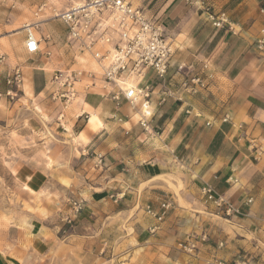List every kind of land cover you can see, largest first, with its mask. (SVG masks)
Listing matches in <instances>:
<instances>
[{"label": "crops", "instance_id": "0c3cea01", "mask_svg": "<svg viewBox=\"0 0 264 264\" xmlns=\"http://www.w3.org/2000/svg\"><path fill=\"white\" fill-rule=\"evenodd\" d=\"M47 1L11 0L9 13L43 10ZM130 1L158 18L169 34L173 54L166 80L161 83L151 71L142 80L156 86L145 128L138 104H117L106 94L108 85L96 84L97 77L84 79L91 84L80 87L81 97L65 115L78 105L80 111L70 119V130H59L62 141L90 114L74 132L78 153L60 141L40 155L39 167H19L22 184L45 193L30 219L32 248L54 250L76 264H233L244 257L264 264V157L256 160L252 147V140L264 136V50L255 42L264 27V0ZM210 12L224 13L222 26L213 25ZM46 33V53L26 51L18 62L40 113L56 111L47 97L54 71L45 66L49 50L65 47L67 32ZM194 74L211 77L190 92L182 81ZM165 90L171 96L161 102ZM94 153L102 154V165ZM205 183L224 193L239 213L217 215L202 200ZM68 197L84 200L71 224L62 220ZM166 200L170 207L159 221L146 208L158 211ZM189 236L196 240L194 253L179 246Z\"/></svg>", "mask_w": 264, "mask_h": 264}, {"label": "built area", "instance_id": "2783aa9c", "mask_svg": "<svg viewBox=\"0 0 264 264\" xmlns=\"http://www.w3.org/2000/svg\"><path fill=\"white\" fill-rule=\"evenodd\" d=\"M262 11H264L262 9ZM212 23L216 27L222 26L224 13L216 17L212 12L208 13ZM54 17H58L67 27L66 45H69L76 54L75 56H91L98 69L99 79L108 85L106 94L114 102L119 104L126 100L130 105H137L140 102V112L142 119L140 123L146 128V121L151 115V95L156 86L146 83L142 85V80L151 71L161 83L167 77L170 58L173 54L172 44L166 28L154 16H150L143 8L135 6L130 0H79L72 3L66 9L54 12ZM40 40L34 33V26L25 28V50L29 53L40 51ZM258 50H264V27L260 30V36L255 40ZM178 71L183 74V65H178ZM84 75L82 78L81 76ZM95 74L83 69L71 70L57 69L52 74L50 97L57 106V120L63 127L62 119L65 117L66 108L83 92L89 84L79 86L77 83L93 79ZM206 74L201 76L194 74L185 77L182 85L185 90L196 92L207 84ZM134 78L135 86H127L126 79ZM22 80V72L19 67H14L7 74L5 81L8 85L6 94L10 97L16 94ZM88 82V81H86ZM102 83V84H103ZM171 93L168 90L162 91L159 101H165ZM146 106L148 113L144 112ZM64 128V127H63ZM252 147L256 153L255 159L264 157V136L257 143L252 140ZM97 158L96 164L102 165L103 156L94 153ZM200 194L205 204H212L214 212L224 218L239 213L238 208L225 196L219 192L212 184L205 183L200 187ZM82 197L68 198V209L62 220L71 224L83 207ZM170 207L168 200L160 203V210H153L147 207V211L157 220H162ZM159 227L158 224L150 227V232H154ZM206 234L201 235L205 240ZM196 240L189 236L179 243L180 248L188 253L196 250ZM223 264L222 261L219 262ZM233 264H252L247 257L240 258Z\"/></svg>", "mask_w": 264, "mask_h": 264}, {"label": "rangeland", "instance_id": "374dc122", "mask_svg": "<svg viewBox=\"0 0 264 264\" xmlns=\"http://www.w3.org/2000/svg\"><path fill=\"white\" fill-rule=\"evenodd\" d=\"M79 0H48L45 9L40 10L34 6L31 11L15 16L9 13L12 9L11 0L5 5L0 4V264H76L72 260L62 259L54 250L41 253L39 248L33 247L28 236L31 215L42 192H31L25 184H22L19 176V167L28 163L39 167L42 163L40 155L45 156L49 152L52 143L61 141L59 130H70V119L80 111L76 106L75 112L67 111L62 119L63 127L57 120V109L50 113H40L37 99L34 100L25 80L20 82L16 94L12 97L6 94L8 85L5 78L14 67H19L27 52L22 47L25 40V24L40 25L34 27V33L38 38L46 35V31H54L57 34L67 32L66 25L58 18L52 16L61 6H70ZM2 1H0L1 3ZM58 9L52 10L50 7ZM63 10V9H61ZM62 34V33H61ZM66 41V38H64ZM55 47L49 50L50 59L45 66L47 72L57 69H83L89 73H95L96 84L101 85L99 73L91 56L76 57L69 45ZM40 50L47 51L46 43L41 40ZM46 53V52H45ZM27 64H34L32 60H25ZM82 78L84 75L81 76ZM100 80V81H99ZM91 84L80 81L79 86ZM41 97V95H40ZM51 99L50 95L47 96ZM77 98L72 102L76 105ZM33 100V103L30 102ZM140 107V102L138 103ZM55 107L56 104H55ZM87 119L82 116V124L64 135V142L74 147L76 153L77 140L76 129L86 124ZM66 132V131H65ZM86 141V139L84 140ZM73 144V145H72ZM49 166L53 161H48ZM70 198V197H68ZM67 198V200H68ZM105 264H114L108 262Z\"/></svg>", "mask_w": 264, "mask_h": 264}, {"label": "bare ground", "instance_id": "6f19581e", "mask_svg": "<svg viewBox=\"0 0 264 264\" xmlns=\"http://www.w3.org/2000/svg\"><path fill=\"white\" fill-rule=\"evenodd\" d=\"M70 1V0H69ZM53 15H54V13H53ZM52 15V16H53ZM36 26L38 25H40V23L39 24H35ZM35 25H33L34 27H35ZM23 26H27V28H29L30 27V24H25V25H23ZM125 83L127 84V86H132V87H134L135 86V79L134 78H128V79H126V81H125ZM143 109H144V112H146V113H148L149 112V110H148V108L146 107V106H144L143 107ZM89 117H90V114H89ZM89 117H88V119H87V121L89 120ZM182 204V203H181Z\"/></svg>", "mask_w": 264, "mask_h": 264}]
</instances>
